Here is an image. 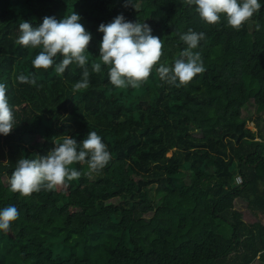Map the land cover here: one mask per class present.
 Returning <instances> with one entry per match:
<instances>
[{
  "label": "trees",
  "instance_id": "1",
  "mask_svg": "<svg viewBox=\"0 0 264 264\" xmlns=\"http://www.w3.org/2000/svg\"><path fill=\"white\" fill-rule=\"evenodd\" d=\"M132 3L0 0V83L15 121L0 135V209L19 211L0 231V264H264V115L252 111H264V0L239 31L223 16L204 23L182 0ZM72 12L92 35L90 83L75 92L83 69L36 70L41 49L15 43L22 21L37 27L45 16L59 21ZM120 14L151 27L163 43L159 64L167 66L186 48L180 35L204 32L193 51L205 71L179 88L155 68L138 88L113 86L99 58L98 27ZM21 74L36 85L19 82ZM89 131L111 154L99 173L75 163L81 176L61 190L26 198L9 190L21 157L47 155L63 135L79 144ZM238 201L255 221H245Z\"/></svg>",
  "mask_w": 264,
  "mask_h": 264
},
{
  "label": "clouds",
  "instance_id": "2",
  "mask_svg": "<svg viewBox=\"0 0 264 264\" xmlns=\"http://www.w3.org/2000/svg\"><path fill=\"white\" fill-rule=\"evenodd\" d=\"M133 5L132 0H125V7ZM182 4L193 7L201 21L208 25L220 23L223 16L227 26L239 31L255 13L261 4L259 0H182ZM79 14L72 12L61 20L45 16L39 26L29 22L19 24L20 35L15 43L25 48L41 49L32 61L36 70H47L55 65V72L63 74L69 65L75 63L83 69L82 79L75 83L73 91L89 86L88 48L92 35L80 22ZM98 32L102 33L99 44L100 61L108 68L109 82L117 88H138L147 82L155 68L161 81L177 88L187 86L197 74L205 71L199 52L193 50L205 38L204 32L189 29L180 35L186 48L171 66L159 64L162 56V40L152 34L147 23L127 21L123 14L111 22L101 23ZM62 57L56 63L57 56ZM159 64V67H156ZM92 71L99 73L101 63L94 62ZM21 83L36 85L35 78L19 75ZM14 116L9 106L6 86L0 83V135L7 136L14 128ZM62 142L55 145L45 156L36 158L21 157L16 163L9 180V190L20 197H30L33 193L52 191L57 186L65 185L81 176V172L70 166L75 163L86 164L91 175L103 170L111 159L107 146L95 131H89L81 142L68 135H63ZM19 218V211L9 205L0 209V231L8 232L12 223Z\"/></svg>",
  "mask_w": 264,
  "mask_h": 264
},
{
  "label": "rangeland",
  "instance_id": "3",
  "mask_svg": "<svg viewBox=\"0 0 264 264\" xmlns=\"http://www.w3.org/2000/svg\"><path fill=\"white\" fill-rule=\"evenodd\" d=\"M252 111L254 112V116L257 115V114H260L261 116L264 115V111H261V112H258L256 111V108H252ZM256 111V112H255ZM245 116H247V112L245 113ZM247 128L250 129L252 132H255L257 131V129L255 128V124L253 122H249L247 123ZM168 155H171V153H169ZM65 185H60V186H57L56 189L57 190H61L62 188H64ZM237 210H239L240 212H242L244 214V218H245V221L248 222H253L255 221V218H252L251 216L252 215H249L247 212H246V205H242V203H237ZM263 217L262 220L264 222V215H262ZM256 264H259L258 262H256Z\"/></svg>",
  "mask_w": 264,
  "mask_h": 264
},
{
  "label": "built area",
  "instance_id": "4",
  "mask_svg": "<svg viewBox=\"0 0 264 264\" xmlns=\"http://www.w3.org/2000/svg\"><path fill=\"white\" fill-rule=\"evenodd\" d=\"M243 182L242 178L241 177H237L236 178V184H241Z\"/></svg>",
  "mask_w": 264,
  "mask_h": 264
}]
</instances>
